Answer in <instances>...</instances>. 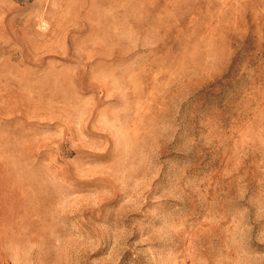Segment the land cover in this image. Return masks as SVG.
<instances>
[{
    "label": "rangeland",
    "instance_id": "rangeland-1",
    "mask_svg": "<svg viewBox=\"0 0 264 264\" xmlns=\"http://www.w3.org/2000/svg\"><path fill=\"white\" fill-rule=\"evenodd\" d=\"M0 264H264V0H0Z\"/></svg>",
    "mask_w": 264,
    "mask_h": 264
}]
</instances>
